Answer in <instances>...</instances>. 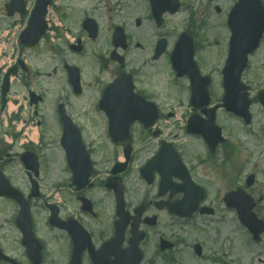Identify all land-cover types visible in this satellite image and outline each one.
I'll list each match as a JSON object with an SVG mask.
<instances>
[{
	"label": "rangeland",
	"instance_id": "obj_1",
	"mask_svg": "<svg viewBox=\"0 0 264 264\" xmlns=\"http://www.w3.org/2000/svg\"><path fill=\"white\" fill-rule=\"evenodd\" d=\"M3 1L1 0V3ZM180 1L184 2L185 6L179 14L167 17L165 25L161 29L154 25L148 13L147 3L142 2V0H110L106 5L102 4L99 10L105 16V21L111 18V22H123L127 25L126 33L131 45L130 50L124 54L125 58L134 69H142L141 76L144 81V90L155 93L161 109L166 113H174L176 116L171 119L167 118L165 123L162 124L164 134L161 138H168L178 143L180 148L187 154V163L194 168L198 167L194 172L197 181L199 184L207 186V197L204 205L213 207L215 210L213 216H198L191 223L183 222V220L171 221L165 215L160 214L159 220L161 222L156 229L159 234L153 235V237L156 239L162 233L169 238L175 236L181 241L172 253L177 264H264V235L260 243H254L247 231L241 227L235 213L227 210L222 203L225 192L231 191L240 185L243 186L246 177L254 175L255 184L251 190L254 197L262 198L261 205L257 207V212L260 216H264V114L262 107L258 104L251 106L252 117L254 118L252 126H245L242 121L220 109L215 120L216 124L223 130L226 144L219 149V153L213 162L215 164L199 166L196 156L200 154L205 158L207 155L204 144L200 140L187 139L181 128L187 114L190 112L186 99L188 94L184 91V87H179L184 82L177 81L179 86L174 83L171 68L167 64L168 58L165 57V54L163 58L161 57L157 61L151 62L147 58L154 49L155 41L160 37H165L170 46L177 33L183 30L190 31L195 36V42L197 41L200 45L195 52V56L199 60L200 66H202V71L205 75L208 74L212 77V84H214L213 102H220V97L223 94L220 70L224 66L226 58L224 52L230 34L224 21L226 20L227 10L233 6L235 1L219 0L218 5L222 11L220 14L213 11L214 7H212L213 2L211 1ZM75 3V0H73L69 5ZM85 4L82 6H85ZM75 7V9L70 8H72L71 13L77 17L80 8ZM1 14L0 10V17ZM136 17L143 20L140 28L134 25ZM109 36L108 31H103L101 39L92 46L97 50L99 45L110 40ZM136 43L139 44L140 48L135 47ZM108 45L106 44L107 48ZM85 57H77L74 60L79 62L84 69L85 80H87L90 77V71L88 70V64L90 63L88 58ZM48 62V67L46 62L40 65L39 60L32 61V64L34 66L37 64V67L43 73L45 71L51 73L56 62ZM250 64L249 70L244 74V81L250 86L252 85L254 89H260L264 86V45L252 57ZM54 78V76H51L50 84L53 89L57 87L56 90H58L60 84ZM44 81L47 82L45 77L39 79L33 77L31 84L37 87V83ZM53 97L54 91L50 96V104ZM84 102L81 99L79 104L85 105L86 102ZM72 103L74 107H78L77 102L72 101ZM49 127H51V130L48 131L51 134L49 138L54 137L57 133L56 124L51 121ZM86 132L91 137L90 146L96 149L94 158L97 161L98 168L102 170L103 166H106L105 159L111 158L113 146L104 140L101 127L99 129H87ZM157 141L156 137L148 140L147 155L155 151L154 145L156 146ZM140 154L144 156V150ZM225 156L228 159H225ZM49 160L47 164L51 165L52 175L48 180L44 181L45 177L43 178V187L44 193L46 195L51 194L53 197L52 184L61 177L62 162L58 161V158L52 160L51 156ZM10 172L14 183L24 187L25 177L20 167L15 165V168ZM133 179L131 174L128 177V182L131 183ZM93 195L96 200L102 202V208L99 206L102 217L109 214L108 197L105 192L98 188V191L93 192ZM34 212V226H36L39 236L46 240L47 247H49V252L46 254H49L50 257L46 255L44 264H51L52 259L54 260L52 264H65L66 246H64L63 239L61 240L52 235L50 230L47 229L48 227L45 225L46 214L43 213L42 209L35 208ZM14 217L15 209L13 206L7 201L0 200V244L2 248L9 250L6 251L7 253L16 257L19 256L20 250L15 242L19 238V234L13 226L12 218ZM195 244H199L203 251L200 257H197L193 250Z\"/></svg>",
	"mask_w": 264,
	"mask_h": 264
},
{
	"label": "flooded vegetation",
	"instance_id": "obj_2",
	"mask_svg": "<svg viewBox=\"0 0 264 264\" xmlns=\"http://www.w3.org/2000/svg\"><path fill=\"white\" fill-rule=\"evenodd\" d=\"M10 0H4L3 3H1L0 0V10L3 12L2 17L0 18V44L1 42H4L3 46H0V59H3V62L0 63V103L2 100L1 97V90H2V84L4 79L6 78V75L9 74L10 76L13 75V79H16V82L12 85L11 81V87H10V93L13 90L15 93H19V85L17 84L18 81L20 83H23V94H22V101L21 103L26 102L27 105H29V101L37 100V96L34 95V97H30L29 91L35 92L38 94H44L46 92V86L49 87V84L47 82H40L37 83V87L32 86L31 80L35 76L38 77H45V80H49L51 74L48 71H45V73H42L40 71L32 72L31 70L33 68L32 61L39 60L40 65L43 64V62L47 63V67L49 66V62H56L54 65L53 73L54 75L56 73V65L60 64L61 66L65 65V54L63 48H64V41L61 39L63 35V31L69 35H72V30H74V24L75 27L78 26V31L82 35L77 37L75 36V42L74 44L80 40L82 51L79 54L86 53L90 56L89 60H91V63L88 66V70L90 71V77L87 78V80H84L82 77V85L80 89L81 95L78 97H84L83 101H85V105H80L78 107H74L70 105V102L68 101V98L64 100L65 102L59 101V104H63L64 108L60 109L59 106L56 104V108L53 109L50 114V117L53 121V123L56 124L57 127V133L55 137H53V146H52V160L56 158H60L62 162V171L60 172V175H62L67 181L69 180L71 176V171L67 168V159L65 157V151L64 148L60 146V138L61 135L64 134L65 126L62 122V116L61 112L64 114V116H68L72 125L75 126V130L79 131L84 138L85 142H87V136H86V130L87 129H99L100 127L103 130V136L107 138L106 131L109 128L110 123V114L111 111L116 110L117 105L112 104V99L107 98L106 100H102L104 89L109 87L110 84L115 82V80L120 76L122 73H126L130 76V80H132L133 83V89L134 91L141 96H144L147 101H150L152 103H155V105L158 106V101H156L157 96L155 93H150L144 90L143 84L144 81L142 80V76H140L137 72L130 69V65L128 62L124 61L123 64L118 63L117 61H114L113 59L108 58L105 56L104 59L107 61L104 63L102 60V56L95 58V53L92 52L91 49L87 50L86 44L87 41L94 42L96 40H91L88 38V34L83 26V20L79 21V17L74 16V14L71 13L72 8L75 9V6H78L82 11L85 10L86 6H82L85 3H91V0H75V4L69 5L70 2L73 0H51L49 3V6L47 7V26L48 31L42 38V40L35 46L32 47H22L20 44H18V49L20 53H16L14 50V47H10L9 43L7 42V39H4L6 35L3 34V32H6L9 34L8 26L11 25L10 17L7 16L5 6ZM37 0H24V14L20 19L22 20V26L21 28L24 29L27 27L29 21H30V15L33 11V7L35 6ZM85 4V5H86ZM69 5V7H68ZM72 7V8H70ZM17 17V16H16ZM90 18L91 15H85V18ZM15 18V16L13 17ZM78 18V19H77ZM102 19V18H101ZM85 20V19H84ZM72 21V22H71ZM60 22V26L57 27V23ZM107 29L110 30L111 27L107 24ZM53 34L55 36V39H53V42H49L48 36ZM68 45V50L71 52L72 55L75 54L74 50L71 49V44ZM59 46V47H58ZM103 51L105 50L104 47L102 48ZM76 55V54H75ZM78 55V54H77ZM7 57L9 60H7ZM36 70H41L39 67H37L36 64ZM12 78V77H11ZM69 91L73 98H77L75 94H73V91L69 85ZM9 94L7 95L6 100L8 101ZM44 101V97H43ZM159 110V108H158ZM108 111V114H107ZM38 115V111L36 110L33 113V117H36ZM161 116V114H160ZM121 121V120H118ZM38 124H41V120H38ZM71 126V125H70ZM71 129V128H70ZM57 140V142L55 141ZM77 141H75V144ZM42 142H40L36 148L30 147V151L33 152V154L36 156L37 160H39V165L43 164V154H42ZM135 148V145L133 144V149ZM121 150V149H120ZM135 151V149H134ZM134 156V152L133 155ZM33 158V157H32ZM32 158L29 156H26L25 161L30 165L32 164ZM113 162L108 163V170L106 171V175L109 177L112 171L113 165L116 163L117 159H113ZM1 161V158H0ZM5 162H7L9 165L12 164L14 161V158H7L5 159ZM25 172V171H24ZM39 176L37 178V182H39L43 177V171H41V168L39 169ZM125 174V173H124ZM124 174H121L117 176L120 178V181L124 182ZM32 176L34 177V174H30L29 172H25V178L26 182L28 181V178ZM113 178H116L115 176ZM112 178V179H113ZM140 182V189H136V195H135V207L136 206H143L144 214L141 219L142 221V229L147 233L145 240L142 242L143 244L146 243L148 240V234L149 230H151L149 227L145 225L144 218H148L149 216L156 215L157 209L155 208V204L158 202V186L152 187L155 182L151 185H147L144 181L139 178ZM100 186H102L100 184ZM99 186V187H100ZM138 187V188H139ZM95 189V183L93 182L92 186H86L84 188H81V190H75V188L70 187V182H67L65 192L68 196L70 202L77 203L78 210L81 212L82 207V200H88L91 201L92 205L94 206L95 212H97L96 215H89L87 213L81 212L80 215L77 213L71 212V214L63 213L61 210V204L57 205V211L59 214L60 219L66 220L70 216H75L79 224L84 226L86 231L91 235V241L94 248L98 249L105 240L110 238L114 231V224H115V213L114 217L108 218L106 221L99 220L100 222H97L96 228L98 230L94 229V219L98 218L99 215H102L101 212L97 211L99 209L100 202H96L93 199V190ZM126 194V191H125ZM164 200H169V196L163 197ZM179 195H174L172 197V200L178 199ZM111 199L113 200V205L115 207V194L111 192ZM81 203V204H80ZM47 206V203H45ZM114 211V208H113ZM165 213V212H163ZM63 236L64 246H66V253L64 256L66 257L65 264L68 263L71 252L73 250V246H71L70 240L63 231H58ZM129 234L127 233L123 243V247L125 248L127 246ZM93 248V249H94ZM83 256L82 264H92L91 258L89 256L88 249L86 248Z\"/></svg>",
	"mask_w": 264,
	"mask_h": 264
},
{
	"label": "water",
	"instance_id": "obj_3",
	"mask_svg": "<svg viewBox=\"0 0 264 264\" xmlns=\"http://www.w3.org/2000/svg\"><path fill=\"white\" fill-rule=\"evenodd\" d=\"M228 22L230 24L232 37L230 40V50L227 66L224 70V87H226L225 95V108L232 110L239 115L246 116L247 109L243 108L244 102L242 99H247L246 95L243 94L238 97L240 90H244V87L240 83V74L247 66V57L251 51L256 49L259 45V41L264 32V9L260 0H238L236 6L232 10ZM175 52L173 54L174 61L181 64L183 68H189L192 55L193 47L191 45V40L189 38H184L179 41L176 45ZM162 47L159 48L158 55L161 52ZM157 55V56H158ZM261 101L264 104V91L261 93ZM214 112L211 110L209 112L208 123L213 126L214 123ZM212 126L200 125L199 129L206 136L211 149H213L219 142V130ZM113 130L117 129L122 131L126 136L127 129L120 127H113ZM211 130V131H209ZM125 141H128L126 139ZM124 141V142H125ZM0 196L11 197L15 199L18 204H20V213L17 219V225L21 227V231L24 237V245L28 248V255L33 260V264H39L40 262V251L41 247L38 246L31 230H30V215L29 207L24 202L21 194L11 188V186L3 179L0 173ZM241 193L229 194L225 198L227 205H233L234 201L238 197H242ZM200 199V198H199ZM193 201H197L195 198ZM245 218H242L244 225L248 227L249 231L253 235L255 240L259 239L258 235L264 229L263 222L257 219L252 213L253 205L247 204ZM192 208V205L191 207ZM198 251V247H196ZM198 254L200 252L198 251Z\"/></svg>",
	"mask_w": 264,
	"mask_h": 264
}]
</instances>
